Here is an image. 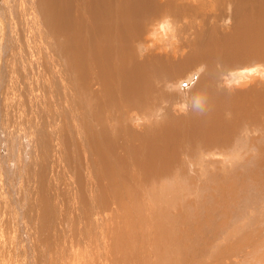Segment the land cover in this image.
<instances>
[{"label": "bare ground", "instance_id": "obj_1", "mask_svg": "<svg viewBox=\"0 0 264 264\" xmlns=\"http://www.w3.org/2000/svg\"><path fill=\"white\" fill-rule=\"evenodd\" d=\"M128 1L126 2L128 3ZM21 2L23 5L27 4L26 10L24 11L23 15L29 14L31 16V20L34 23V25L30 27L29 30H25L27 29V25L25 22H27L26 20L28 19L25 18L24 21L20 17L21 21L23 20L21 26L24 29L21 28L22 36L20 38H22V41L17 43V46L20 49L22 61L24 63L26 61L31 62V60L29 61L27 57L29 56L32 57V55H34L37 57V59H34V61L35 62L38 61V63L40 62L41 64L40 67L43 73H45L43 69L49 67L50 64V69L52 70V73L54 75L55 73L57 75H60V77H58L59 79L55 77L56 80L58 79L57 82H52L49 80V82H46L44 84L46 87L48 86L47 87L48 90L51 88L52 91H56V92L59 91L60 93V95L58 94L59 97L57 100L56 95L54 93H51V91L47 90V92L49 93L48 96L46 97L47 100L45 103L46 107L44 111L46 117H48L49 114H51L52 116H55L57 114L56 117H58V114L61 112V108L62 110L69 109L68 114L70 113V118L72 120L71 124L73 125V127L80 130L78 134H76L75 132L74 134L75 139L72 136L74 141L77 139L76 145H77V149L80 148L79 150L80 157L84 152V150L86 151L90 150V155L95 154L98 157L99 154H102L106 158L105 160L106 162L104 165H102L103 163L102 160L101 161L99 160L101 162V165L97 164L98 166H96L95 168L94 166H92L94 169L93 173L91 172L89 173L88 176L82 177L83 182L84 180H87L86 183L84 182L87 186L86 189H84L85 186L82 185L83 183L81 179L79 183H77L80 177L76 179L77 177L75 178V176L72 175L70 176L69 174L70 177L68 178L69 179L68 180L67 179L68 175L66 177L64 175L65 177L64 182L62 181L63 176L59 177L61 178L60 184L61 182H63L62 196L65 197L68 204L65 202L66 200H64L65 203L64 205H62L60 209L61 212L58 210L57 206L55 207L54 205H52V207L54 208L53 217L55 218L56 221L54 220L55 222L53 221L54 224H52L51 221L52 217L48 216V218L52 226H54L55 223L57 224L58 222L56 228H58V226L61 224V230L63 231L62 232L63 239L62 241L59 240L60 243H58V241L53 243L50 242L51 237L53 238V234H51V232H50L51 235L48 237L45 234V238L43 234L42 235L43 238L41 236L38 237L39 238L38 239L39 241L37 240L38 243L35 242L36 240L34 241L38 245V247L41 248L38 251L44 252L43 255H45V252H47V254L51 256L55 254L57 256V258L55 259V263L57 264H98L97 263L98 257L101 259L100 264H184L185 261H186L185 263H187V261L192 256L187 255L188 246L186 247L185 245L183 246L181 245L185 244L188 235L191 234V230H192L191 223L193 221L192 220L188 221V217L186 214L184 216V221L181 220L180 216L184 214L181 211L178 216L172 217L175 213L171 211L172 207L170 206V203L169 201H167L166 198L160 199L158 197L160 200L157 204L152 203L150 199L157 194L163 195L164 193H169L170 195H173L175 193H179V190L183 188V182L186 180V178L184 179V175L188 176V171L191 170L193 171V169L195 168V166L193 167L191 165L188 166L185 163L186 158L191 159L192 157L197 156L196 150H198L200 147L217 148L219 150L226 151L229 148L232 147L234 148L239 145L240 149H242L243 146V148H245L246 151L244 162L246 163L251 162L252 164L255 165V168L249 169L247 165H244L243 162L239 161V163H236L238 169V178L233 179V183L230 184L228 188H223V189L218 188L217 190V193L220 194V198L223 199L224 201H227L225 203V206L231 205V201H233L234 199L238 200L237 202L238 212L234 215L233 219L230 217L226 219L225 229L227 231L229 230V232L225 233V235L223 233L222 237L224 239L226 237L225 239L226 241L227 237L235 233V231L233 232L232 229L234 228L235 230L236 226L237 229L239 228L241 232L243 230L244 231L243 233L245 234V238H244V234L241 236V233L239 232L240 234L239 235L237 233L238 230L236 229L237 231L235 234L236 235L238 234L237 237L239 236H240L239 238L242 237L239 241H244L247 238L252 237V235H255V239L252 242V247L250 250H247L248 255L247 257H244V261L241 264H244L245 262H248L249 264H264V187L260 189L256 188L259 182L264 183V0H194V1L161 0L162 4L161 6H158L157 9L156 8L154 9L152 8V6H150L147 10L145 9L147 3L146 0L145 4H140L143 5L144 7H142L143 9L136 15V17L135 16L129 17L131 13L130 14L128 13L129 15H127L128 11H126L124 16L119 17V14H122L124 12L121 13L115 11L112 16L109 15L103 16L106 22V30L109 34L108 37L105 36L103 37L102 35L101 39L100 40L98 39L97 53L96 52L92 53L91 55L92 58L90 59L87 58V55L85 57L84 55L81 54H74L71 58L73 60V63L76 64V65L74 64V69L72 68V66L71 69H68L67 67L65 68V64L62 63V60H64L65 58L63 59L61 52H63V55H66L65 53L69 52L72 49L71 44H76L80 40L78 38L79 36H76L75 33V32H79L78 30L79 26L76 27V23L78 20L75 21V24L73 23L74 25L73 27H76L74 28L75 34H73L74 36L73 39L69 40L68 36H63V35L61 36L59 32H53L56 29V27L51 28V26L54 25L51 22L52 20H48L51 17V15L49 18L47 17V13H49L51 10V5L49 0L41 1L42 4H44V6L41 8L44 9L43 10L44 12L41 9L39 12L38 8L34 6V0H31V4L26 0H21ZM76 3H77L76 12H78V10L81 9V12L85 11L86 13H88V11L86 10L87 8L86 2L84 0H78ZM121 4L122 3L120 2H116V7L122 8ZM20 9H18V11H20ZM219 9L228 11L229 15H231V19H228V16H219V17L215 16L214 22L219 23L216 26L215 30L221 32L220 36L221 39L223 40V43H225V38H228L230 40L235 39L237 42L236 46L235 48L231 49V52L229 54H227L225 49L229 50L230 48H228L226 44L222 46L223 49L219 48L218 42L214 40L213 49H215L216 52L215 60L212 61L211 57L208 58L210 60L208 62L204 60H200L195 55V52L197 51L196 49L197 44L196 41L192 39L193 34L191 33V30L194 29L200 30V28H202L203 26V31H206L208 28L205 29V26L208 25L209 27L212 21V16H214L213 13H216V11H218ZM22 11L23 10H21V13ZM221 12L222 14L226 13L223 11ZM67 16L70 17L69 15ZM78 18L83 19V17L80 16ZM67 19L69 21V18ZM88 20H85V22ZM100 21L101 20H99V23ZM222 21H223L224 31H222L221 28ZM105 22L103 23L102 27L105 26ZM198 23H201V25H198ZM57 24L60 25L58 21ZM133 25H135L134 34H132L131 29H128ZM149 26L153 27L155 34H161V36H163V39H167L168 43L172 41L171 36L176 38L175 47L171 49L175 51L174 58L181 65L185 67V71H186L185 75H184V69H182L181 67L178 68L179 71L175 69V71L171 73V77H170L173 82L164 87H161L158 86L159 85L158 83L159 82L168 83L167 79L169 78L170 75L166 73L163 75L158 71L157 67H155L152 68V70H149L145 73H140V79L139 82L137 83L139 86L132 87L130 89L125 88L121 91L120 73L119 72L113 73L110 79H108L107 74H105L106 67L109 66V64H111L112 67L115 68L121 69L123 67V65L120 62L118 64L115 61V59H117L119 55L115 54L114 52L115 49H113L114 47L113 43L117 41L116 39L119 40V38H115L114 33L115 34L117 33L116 35H118L117 37H119L120 36L119 32L121 30L123 31V28L125 27L124 30L126 31V37L128 36L126 38L127 44L124 45L123 48L120 49V51L116 50V52L118 51L119 54L120 52L127 53L128 52L127 50H129V48L131 49L134 48L135 50L140 49L141 46L135 44L134 42L137 41L138 39L143 40L144 33L146 32ZM99 27L101 28V25ZM99 27H98V31L104 29L101 28L99 30ZM229 28H232L231 29L232 33L228 32ZM13 31L15 33V30ZM64 31L65 30L63 28V32ZM98 34L100 33L98 32ZM64 35H66V33H64ZM53 36L59 38L56 39ZM114 38L116 40L115 42H113ZM108 42H111L109 48L111 47L113 51L105 46V44ZM200 42L201 40H198V44H200ZM39 45L42 46L43 49H41ZM87 45L85 51L88 53ZM96 45H95V51L97 47ZM92 46L94 47V45ZM4 47H5V43L3 42L2 48ZM11 47L12 46L10 45H8V47H5L7 49L3 57L4 63L10 62L9 60H10ZM93 47L92 48L89 47V48L93 50ZM24 49L27 50V54H25ZM58 53H60V57ZM165 53L167 54V51ZM217 57H219V59H217ZM102 59H104V62L106 63L105 67L101 65L103 64L102 61H100L101 64L99 63V65H97V62ZM181 61L183 63H181ZM211 62H213V64ZM143 63L144 61L141 63L140 66L141 70H143ZM28 66H30V63ZM32 67H34L33 64ZM29 71L30 70H28V73ZM199 71H203L202 72L203 75L201 74L200 76H198ZM223 74L228 75V78L230 77L232 78L233 76L234 77L233 79H237L238 83L240 82L239 84L242 87L236 92H233L235 91L233 90L235 88L234 87L232 90L230 89L232 93L231 95L230 93L226 94L225 90L227 89V87L221 85L220 82V80L223 79L221 78ZM44 75L46 77V73ZM26 76L28 77V74ZM178 76L183 78L179 79ZM50 77L48 78L51 79L52 77L51 78ZM196 79L197 81H195ZM105 80L109 83V85H111L112 88H107L106 86L103 85L102 82ZM97 81H99V83H97L98 86H96ZM194 81L196 82V84H194L190 89L184 87V89L181 92L179 90H176L175 84H173L174 82L176 83L179 82L177 88H181L184 85L189 86L195 83ZM44 85L42 83V87ZM96 87L98 88L96 89ZM167 88L173 90L174 92L179 91L181 93V95L179 96V99H181L182 101L181 106L184 107L185 103L186 104H189L191 102L194 103L192 110L189 111L191 113L186 114L178 119L176 117H173L172 119V117L169 116L170 118L167 119L165 124H163L160 127L162 129L160 128L157 129L156 127L155 131H151L148 134L149 137L150 135H152L153 132H155L154 133L155 135L149 138L148 140V144H147L148 148L144 145L145 142L142 141V137H141L139 139L140 149L134 150V151L139 150L138 151L139 153L136 152L137 154H140L141 151V156L140 155L137 157L135 156V159H132L131 156L130 159H126L127 157L125 156L126 174L117 173L116 166H113L109 160V152L108 154H106L105 152L107 148V143L109 142V138H108L109 128H111V125L113 123L116 124L115 122L119 121L121 124H123V131L127 132L125 128L127 129V127L130 126L129 128L132 129L131 127L133 125V122L136 120L133 117L137 116L136 114H140V119L143 118L148 119L149 117H153V118L159 117L160 113L162 112L161 111L162 109L159 108L161 103L159 99H156V96L154 97V94H156L157 92L156 90L163 91L164 89L167 90ZM88 91L93 92L91 95L92 96L91 100L93 99L92 101L93 105H91V103L90 105H88L89 104L88 98L86 99V94ZM41 92H43V90ZM36 96L38 99V95ZM84 98L86 99L87 103L84 101ZM154 99L158 101L159 105L156 104L154 105V101H153ZM59 100H62L63 102L62 101L61 102L63 104L58 103ZM153 105L154 108H152ZM133 107H135L138 111H134ZM33 108L35 111L34 105ZM115 109H119V111L118 110L116 111ZM189 109H190V105H189ZM8 110L10 113L11 107H9ZM114 110L116 112H114ZM32 113H36V112H32ZM25 117L26 116H24V118ZM67 118L68 117H66V120H68ZM24 120L27 121L26 119ZM52 120H55V118ZM63 120L62 123H64ZM41 122L42 121L39 120L38 123L41 124ZM157 123L155 124L157 125ZM54 126L55 125H53L52 127ZM62 126L63 124L61 125V127ZM247 126H249L247 134L243 136H239L241 129ZM61 127L59 125L58 128H60L61 130L62 129ZM15 130L17 131V129ZM63 130L65 131L64 128ZM52 132L47 131L48 138L46 139L50 140V138H53L55 136L54 133L52 134ZM132 139L124 140V150L128 151L129 148L131 149V144H130L131 142L129 141H131ZM65 140L67 141V137L65 138ZM71 141L73 142V140ZM65 143L66 142H64V144ZM93 143L97 153L93 152L95 150L91 151L90 147L94 149L93 145L90 146ZM56 144H59V141L58 143L56 141ZM61 144H63V142ZM64 144L62 145V147L64 146ZM69 145L71 148L72 146L71 143H69ZM141 147L144 149L142 150ZM59 148L58 149L55 148V149L59 150ZM77 149L75 150L77 151ZM145 149L147 152H145ZM235 153H237V155L239 156V149H237ZM47 154L48 153L46 151V155ZM73 154L74 153H72V155ZM77 155L79 156V154ZM80 157L79 159H77V161L81 159ZM97 157L96 159L98 160ZM64 158L67 159L66 157ZM239 158L242 159L241 156ZM59 159H62V157ZM93 161L91 160L90 164H92ZM217 161H221V160L217 159ZM3 162H5V160ZM87 162L88 161L86 160V163ZM66 163L68 162L66 161ZM84 163H85V159L82 164ZM225 164H226V160H222V165L224 166V168L222 169V173L224 174V172H226V174L228 175L229 170L225 171L226 169ZM4 165L2 168L8 167L7 163L5 166ZM56 165L58 166V164H55V166ZM75 165H77V163H75ZM80 165L81 164H79V166ZM51 166L53 167V165ZM70 166H71V161H70ZM84 166H87L88 168V163L86 165H83V167ZM72 167L73 166H71V168ZM5 169L6 168L2 169L3 177L1 176L2 179L0 178L1 179L0 188L3 187V184L9 186L7 187V189H4L3 187L2 194H0L1 199L4 198V195L7 194L6 192L10 188L9 173L6 172ZM76 169L77 168H75V171L71 170V172L72 171L75 172V173L73 172V174L75 175H77L76 172L78 171V170L76 171ZM84 171L86 172V173L84 172V174H87L85 167H84ZM98 171L100 177H98L97 175ZM81 172L83 174V170H81ZM46 177L44 181H47L46 179L48 177L47 178ZM230 180L232 179H230V177L228 176L227 181L229 182ZM49 183L50 182H48V184ZM33 184L34 183H32V185ZM73 185H76L78 187ZM13 189L15 188H12V190ZM59 195L61 194L59 193ZM1 196H3V198ZM11 197L12 196H10V199L8 197L9 199L8 201H10L11 206H13V210L7 207L9 206L8 204L6 206L7 208L0 207V228L1 226H4L6 224V227L9 228V230L10 228L12 227L14 228V226L16 227L18 224H20V218L23 216V215L21 216V213L19 211L20 207L18 208V205H16L15 203L16 199L14 200L15 201L14 202L12 200L13 198L11 199ZM120 198H121V202L118 203L117 200L119 201ZM167 205L169 206L166 207ZM29 207L30 206H28V208ZM121 207L122 210H120ZM72 208H76L77 213L74 214L73 212H71L72 210L70 211V209ZM214 208L216 209L215 206ZM32 209H34V207H32ZM119 210L121 211L120 216L118 215L119 218L116 217V219H114L113 217H115V213ZM47 212L49 211L45 210L44 217H46ZM254 213L255 214L257 213L259 217L258 218L254 217L255 216ZM4 214L5 215L11 214L12 220L10 219L11 221H9L8 218L5 219ZM31 215L32 212L29 218L31 217ZM48 215H50V212ZM110 217L112 218L113 221H112V226L109 228V224L107 223L109 222ZM48 218H46V221L48 220ZM35 219L36 218H34L33 220ZM73 219H76V221H74ZM77 220L79 221V224L77 225V233L80 236L77 235L78 239L77 241H74V239L70 240V234L67 230L69 226L73 227L74 222L75 223L78 222ZM42 221L44 225H46V223L49 224L48 221L46 222L44 219ZM87 221H90L92 223L91 224L89 222L91 224V228L88 229V231H86L87 227L85 228ZM236 221L238 222V224L234 226ZM65 223L67 224L66 226L64 225ZM106 224L109 229L106 228L107 227ZM21 226L22 225H20V227ZM26 226L28 225L25 222L23 223L22 228H20L21 230L18 229L19 235L21 236V238L19 236L21 242L18 236L14 238L15 233H13L12 230L10 233V231H8L7 229L9 233L7 232L6 234L8 235H4V239L7 243L6 246L8 249L6 252L5 249L6 246L4 245L5 243L4 241L3 245H1L0 247V264H8L6 260V255L10 256V260L12 259V262H10V264H38L36 259L33 258V256H35L32 252L33 250L30 253L27 250V253L24 255L22 253L23 252L22 249L24 248L23 246L25 240L24 238L25 231L24 233L22 232L23 230H25L24 228ZM32 226H34V224L33 225L31 224V227ZM43 226L42 228L44 229L45 226L44 227ZM168 226L173 227L175 231H173V233L171 234L167 233L169 228ZM215 226H217V224ZM33 228H32V232L35 230V229L33 230ZM42 228H40V230ZM49 228L50 226L48 227V229ZM225 229L223 228L221 231ZM226 230L224 232H226ZM42 231L45 230H41V234L43 233ZM162 231H164L163 234H161ZM14 232L17 231L14 230ZM59 232L60 230L58 231V233ZM66 232L68 233L69 238L67 237V235H65ZM173 234H175L174 237ZM1 235L2 234L0 233V237L3 236ZM114 237H115V241H113ZM16 238H18V241ZM91 238H93V244L90 240ZM31 242L33 241L31 240ZM14 244H16V247L18 246V252ZM247 244L249 243H245V245ZM19 245L21 247H19ZM30 246L32 245H29L28 247ZM91 246L92 247L94 246L93 249L96 247L98 256H93L95 255L93 253L95 249L92 250L93 252L90 251L91 249L90 250L88 249ZM14 247L16 254L15 252L13 253ZM19 248H21V250H19ZM88 250L90 251L91 254L93 253L92 257H90L91 255L89 256L90 253H88ZM126 250L129 251L130 253L127 252ZM194 251L195 250H193V253ZM99 253H101L100 254L101 256H99ZM14 254L16 255V257ZM186 256L187 258L185 259ZM206 257H210V254H208ZM206 257H204V261L206 260Z\"/></svg>", "mask_w": 264, "mask_h": 264}, {"label": "rangeland", "instance_id": "obj_2", "mask_svg": "<svg viewBox=\"0 0 264 264\" xmlns=\"http://www.w3.org/2000/svg\"><path fill=\"white\" fill-rule=\"evenodd\" d=\"M26 1L31 4V0H26ZM41 1L42 0H34V6H36L38 8L39 12H40V9L44 6V4H42ZM77 1L78 0H52V2H53L52 3L51 0H49L50 5H51V10L49 13H47L48 18L51 15V17L48 20H52L51 22L54 24L51 26V28L56 27V29L53 32H59L61 36L62 35L68 36L69 40L73 39V37H74L73 34H75V33H76V36H79L78 38L80 40L76 44H71L72 49L69 52L65 53L66 55H63V52H61L63 59L65 58L64 60H66V61L62 60V63H64L65 68L67 67L68 69H71V66L74 69L75 63H73V60L71 59L74 54H81V55H84L85 57L87 55V58L90 59V58H92V56H91L92 53H95V52L97 53L98 39L100 40L102 35H103V37L104 36L108 37L109 33L106 30V22H105L103 16H105V15L112 16L114 14V12L116 11V12H121V13L124 12V13H122L123 15L119 14V17H122L125 15L126 11H128L127 15H129L131 13L129 15V17H132V16L136 17V15L143 9L142 7H144L143 5H140V4H145V2H146V0H131V1L130 0L129 1L128 0H125V1L124 0H84L86 2V7H87L86 10L88 11V13H86L85 11L81 12V9H79L78 12H76V10H77V7H76L77 3L76 2ZM115 1L122 3L121 4L122 8H117ZM126 1H128V3ZM191 1H194V0H191ZM138 2H139V5H138ZM161 4H162L161 0H147L145 9L147 10L150 6H152V8H154V9L155 8L157 9L158 6H161ZM26 5L27 4L23 5L21 0H0V24H1L0 25V30H1L0 34L2 33L0 35V170H1L0 171V174H1L0 178L2 179V177H3L2 169L6 168L5 171L9 173V179H10V188L6 192L7 194L4 195V198H3V196H1L3 199L0 198V207H5V208L8 207L9 209L13 210V206H11L10 201H8L10 199V196H12L11 199L13 198L12 199L13 201L16 199V202L15 201L14 202L16 203V205H18V208L20 207L19 211L21 213V216L23 215L20 218V224H18L16 227L14 226L15 229L12 227L9 230V228L6 227V224L4 226H1V228H0L1 232L0 233L3 236L1 235L2 237H0V239L1 238H3V239H1V241H0V247H1V245H3V243L5 241L4 235H8V234H6L8 231H10V233H11V230H12V232L15 233L14 238L16 236H18V238H19V236H20L19 230H21L20 228H22L23 223L26 222L28 226H26L24 228L25 230H23V232H22V233H24V231H25V233H24L25 240H24V246H23L24 248L22 249L23 255L27 253V250L29 253L33 250L32 252L35 255V256H33V258L36 259L38 264H49V263L50 264L51 263L57 264V263H55V259L57 258V256L55 254H53L51 256V255L47 254V252H45V255H43L44 252L38 251L41 248L38 247V245L36 243H38V241H39L38 237L41 236L43 238V236H44V238H45V234L47 237L50 236L51 234H53V238L51 237V239H50V242H53V243L57 242V241H58V243H60V241H62V239H63V237H62L63 231L61 230V224L58 226V228H56L58 225V222H57V224L55 223L56 226L55 225L52 226V224H54V222L56 221L55 218L53 217L54 208L52 207V205H54L55 207L57 206L58 210L60 211L62 205H64L65 202L67 203V200L65 199V197L62 196V188H63L62 186H63V182L65 181L64 178L67 175H68L67 179L71 175L75 176V178L77 177L76 179H78L80 177L78 179L77 183H79V181L81 179L82 183H83L82 185L85 186L84 189H86L87 186L85 183L87 180H84V182H85L84 183L82 177L88 176L89 173H91V172L93 173L94 169L92 166H94V168H95L96 166L101 165V162H100L101 160L103 162L102 165H104L106 162L105 161L106 158L102 154H99L101 156V159H100V156L98 154H97L98 157L95 154L90 155V150H87L88 152L86 150H84V152L82 153L83 156L81 155V157H80V153H79L80 148L77 149V145H76L77 139L74 141L75 132H76V134H78L80 132V130L73 127V125L71 124L72 120L70 118V113L68 114L69 109L62 110V108H61V112H60L61 114L60 113L58 114L59 118L56 117L57 114L55 116H52L51 114H49L48 117H46V114L44 111H45V107H46V104H45L46 100H47L46 97L48 96L49 92H47L48 86L46 87L44 84L46 82H49V80L52 82H57V80L59 79L58 77H60V75H57L56 73L54 75L52 73V70L50 69V64L48 63L49 67H47L46 69H43L46 73V77H45V75H44L45 73H43V71L40 67L41 66L40 62L38 63V61H36V62L34 61V59H37V57L34 55H32V57H30V56L27 57V59L29 61L31 60L34 67H32L31 62L26 61L24 63L22 61L20 49L17 46V43L22 41V38H20L22 36L21 28L22 29H24V28L21 26V24H22V21L23 20L25 21V18H27L28 20H26L27 22H25L27 25V29H25V30H29V28L34 25L33 21L31 20V16L29 14L23 15L24 11L26 10ZM17 6H19L21 9ZM115 8H116V10H115ZM18 9H20V11H18ZM21 10H23L22 13H21ZM41 10L43 11L44 9H41ZM132 11H134V12H132ZM221 11L226 12V13L222 14ZM65 14L69 15L70 17H68ZM87 14H88V17H87ZM64 15L66 18L64 17ZM213 15L214 16H212V21H211L209 27H208V25L205 26V29L208 28L206 31H203V26H202V28H200V30H198V29L191 30V33L193 34L192 39H194L196 41V44H197V47H196L197 51L195 52V55L198 59L204 60L207 62L210 61L208 59L210 57H211L212 61L215 60L216 52H215V49H213L214 40H216L218 42L219 48H222V46L224 44H226L228 46V48H230L229 50L225 49L227 54H229L231 52L232 48H235L236 43H237L235 39L230 40L228 38H225V43H223V40L221 39V36H220L221 32H218V30H215L216 26L219 23L214 22V19H215L214 17L215 16H218V17L219 16H228V19H231V15H229V12L219 9L218 11H216V13H213ZM79 16L83 17V19L86 18L85 20H88V19L89 20L85 22V20H83L82 18L81 19L78 18ZM20 17L23 19L22 21H21ZM67 18H69V21ZM76 20H78L76 23V27L79 26V28H78L79 32L74 33V28H76V27H73L74 26L73 23L75 24ZM99 20H101L100 23H99ZM57 21L60 25L57 24ZM70 21H71V24H70ZM10 22H11V24H10ZM104 22H105V26L102 27ZM29 24H32V25H29ZM10 25H11V27H10ZM57 25H58V27H57ZM100 25H101V28L105 29V31H104V29L100 30L101 29L99 27ZM198 25H201V23H198ZM221 25H222L221 26L222 31H224L223 30L224 29L223 21H222ZM62 27L65 30L64 32H63ZM96 27H97V29H96ZM98 27H99V30L102 32L98 31ZM124 28H123V31L121 30L119 32V34H120L119 37H117L118 36V35H116L117 33L116 34L114 33L115 38H119V40L116 39L118 42L115 40V38L113 39V42H115V41L117 42V43L116 42L113 43L114 44L113 49H115L114 52H115V54L119 55L118 58L115 59V61L118 64L120 62L123 65V67L121 69L115 68V67H112L111 64H109V66L106 67V72H105V74H107V76H108V79H110V77L112 76L113 73H117V72L120 73L121 91L125 88L130 89L132 87L139 86L137 83L139 82V79H140V73H145L149 70H152V68H155V67H157L158 71L160 73H162L163 75L165 73L170 75L169 78L167 79L168 83H165V82L164 83H162V82L158 83L159 84L158 86H161V87H164V86L171 84L173 82L170 77H171V73H173L175 71V69H177V71H179L178 68L181 67L182 69H184V75H185V72H186L185 67L183 65H181L174 58L175 51L171 49V48L175 47L176 38L171 36L172 41L170 43H168L167 39H163V36H161V34H155L154 33V29L152 26H149L148 29L146 30V32L144 33L143 40L138 39L137 41L134 42L135 44L141 46L140 49L135 50L134 48H132V49L129 48V50H127L128 51L127 53L120 52V54H119L118 51H117L118 52L117 53L116 50L120 51V49L123 48V46L127 44L126 38L128 36L126 37V31L124 30ZM12 29L15 30V33ZM59 29H60V31H59ZM128 29L132 30V34L135 33V25L129 27ZM231 29L232 28H229L228 32H231ZM11 31H12V34H11ZM16 32H17V34H16ZM50 32H51V30H50ZM98 32L100 34H98ZM64 33H66V35H64ZM10 37H11V39H10ZM53 37H55L56 39L59 38L56 36H53ZM6 38H8L10 40H8ZM14 38H15V40H14ZM95 39H97V40H95ZM11 40H14V41H11ZM17 40H19V41H17ZM198 40H201L200 44H198ZM3 42L5 43V47H8V45L12 46L11 52H10V60H9L10 62H6V63L3 62V57H4V53H5L7 48H5V47H4L5 49L2 48ZM14 42H16V43H14ZM86 42L88 45L86 44ZM110 44H111V42H108L105 44V46L108 47V49H111L113 51V49L111 47L109 48ZM86 45H87L88 53L85 51ZM92 45H94V47ZM95 45L97 46L96 51H95ZM39 47L41 49H43L42 46L39 45ZM89 47H91V48L93 47V50L90 49ZM60 50H61V47H60ZM24 51H25V54H27V50L24 49ZM166 51H167V54L165 53ZM58 54L60 57V53H58ZM15 58H16V60H15ZM217 59H219V57H217ZM100 61H102L103 64H101ZM143 61H144L143 70H141L140 66H141V63ZM182 61H181V63H183ZM216 62H218V61H216ZM29 63H30V66H28ZM99 63L104 67L106 66L104 59L99 60L97 62V65H99ZM211 63L213 64V62H211ZM9 65H11V66H9ZM26 68H27V70H26ZM23 69H25V70H23ZM9 70H10V72H9ZM28 70H30L29 73H28ZM202 72L203 71H199L198 76H200L202 74ZM25 74L26 75L28 74V77ZM50 75L53 79L50 77ZM223 76L221 77L223 79H221L220 82H221V85H223L224 87H227V89L225 90L226 92L224 91L226 94L230 93V95H231L232 94L231 90L234 87L235 88L233 90H235V91H233V92H236L237 90H239L242 87L239 84L240 82L238 83L237 79H233L234 78L233 76H232V78L231 77L228 78V75H224V74H223ZM34 77H35V79H34ZM48 77H50L52 80L49 79ZM55 77L58 79L56 80ZM178 78L180 79L183 77L178 76ZM32 79L34 80V82ZM223 80H224V82H223ZM35 81H37V82H35ZM195 81H197V79ZM231 81H233V82H231ZM41 82L44 85L43 87H42ZM97 83H99V81L96 82V86H98ZM102 83L107 88H112L111 85H109V83L106 80L103 81ZM173 84H175V89L179 90L181 92L184 89V87L187 89H190L194 84H196V82L189 85V86L184 85L181 88H177L179 82L178 83L174 82ZM225 85H228L230 88L228 86H225ZM97 88L98 87H96V89ZM27 90H29V91H27ZM42 90H43V92H41ZM48 91H51V93H54L57 97V100H58V97L60 95L59 91H57V92L52 91L51 88ZM156 91L157 92H156V94H154V97L156 96V99H159V101L161 103L159 108L162 109L161 110L162 112L160 113L159 117H154V118L149 117L148 119L147 118L140 119V114H136L137 116H134V117L131 115L134 119H136L133 122V125L131 127L132 129H130L129 128L130 126H129V127H127V129L125 128V130H127V132L123 131V124H121L119 121H117V122H115L116 124L113 123L111 125V128H109V130H108L109 142L107 143V148H106L105 152H106V154H108V152H109V160L113 166H116L117 173H120V174L125 173L126 174L125 156L127 157L126 159H130V156L132 157V159H135V156L136 157L139 155L141 156V151H140V154H137V153H139L138 152L139 150L134 151V150L140 149L139 139L141 137H142V141L145 142L144 145L148 148L147 144H148L149 138H151L155 135L154 134L155 132H153L152 135H150L148 137V134L151 131H155L156 127H157V129L160 128L163 124H165L166 120L169 119L170 117H172V119H173V117H176L178 119V118H181L182 116H184L186 114L191 113L189 111L192 110L194 103L191 102L189 104H186L184 102L185 106L184 107L181 106L182 101H181V99H179V96L181 95V93L179 91L174 92L173 90H170L168 88H167V90L164 89L163 90L164 92L158 91V90H156ZM92 93H93L92 91H88L86 94V99L88 98V101H89L88 105H90V103H91V105H93L92 104L93 99L91 100ZM36 95H38V99H37ZM166 96H168V97H166ZM169 97H171V98H169ZM36 99H37V101H36ZM44 99H45V101H44ZM86 99L84 98V101L87 103ZM156 99L153 100L154 105L155 104L159 105L158 101ZM61 101L62 100H59L58 103L61 104L63 102V101L62 102ZM33 105L35 107V111H34ZM154 105L152 108H154ZM189 105H190V109H189ZM9 107H11V112H10L11 114L9 113V110H8ZM115 110L119 111V109H115ZM115 110H114V112H116ZM133 110L138 111L135 107H133ZM32 112H36V113H32ZM65 112H67V113H65ZM24 116H26V117L24 118ZM37 117L39 118L40 121H42L41 124L38 123L39 120ZM53 117L55 118V120H52V119H54ZM66 117H68L67 119L69 121L66 120ZM27 118L29 119V121ZM48 118H49V120H48ZM24 119H26L27 121H25ZM30 119H32V120H30ZM62 120L64 123H62ZM52 123H55V124H52ZM155 123H157V125ZM62 124H63V126L61 127ZM134 124H136V125H134ZM53 125H55V126L52 127ZM59 125L62 128L61 130H60V128H58ZM38 126H39V128H38ZM63 128L65 129V131L67 133L63 130ZM15 129H17V131ZM71 129H72V131H71ZM160 129H162V128H160ZM248 129H249V126L241 129L239 136H243V135L247 134ZM47 131L48 132L53 131L52 134L54 133V135L56 137L54 136L55 138L54 137L50 138V140L46 139V138H48L47 137V135H48ZM69 131H70V133H69ZM64 132H65V134H64ZM71 133H73V134H71ZM70 136H71V138H70ZM72 136L74 137V139L72 138ZM66 137H67V141L65 140ZM57 138H59V139H57ZM132 138H135V139H132ZM125 139H128V140L132 139L131 141H129V142H131L130 143L131 149L129 148L128 151L124 150V140ZM71 140H73V142ZM41 141H42V143H41ZM56 141H57V143L59 141V144H56ZM62 142H63V144H64V142H66V143L68 142V143L67 144L65 143L64 146L62 147V145H63V144H61ZM69 143H71V145H72L71 148H70ZM72 143L74 144L75 148L73 147ZM92 145L94 147V143L91 144L90 146H92ZM59 147H61V148H59ZM55 148H57V149L59 148V150L61 149L62 152H61V150L59 151ZM90 148H91V151L95 150L93 152L97 153L95 147H94V149H92V147H90ZM75 149H77L78 153ZM143 149L144 148H142V150ZM237 149H239V156L237 155V153H235V151ZM72 150H73V152H72ZM46 151L48 153L47 155H46ZM58 152H60L61 154ZM63 152H64V154H63ZM145 152H147L146 149H145ZM196 152H197V156H194L191 159L186 158L185 163L188 166L189 165H191L192 167L195 166V168L193 169V171L192 170L188 171V176L184 175V179L186 178V180L183 182V188L179 190V193H175L173 195H170L169 193H164L163 195L157 194V195L153 196L150 199V201L152 203L157 204L161 198H166L167 201H169L170 206L172 207L171 211L173 213H175L172 217L178 216L180 214V211H181L182 213H184L180 216L181 220L184 221V216L186 214L188 217V221L189 220L193 221L191 223V228H192L191 234L188 235L187 241L185 242V244L181 245V246L185 245L186 247L188 246L187 247V250H188L187 255L192 256L187 261V263H185L186 262L185 259L187 258V256H186L184 259L185 262L183 261L184 264H195V263L196 264H200V263L201 264L202 263L203 264L204 263L205 264H213V262H214V264H220V263H222V264H241L244 261V257H247V255H248L247 250H250L252 247V242L255 239V235H252V237L247 238L244 241H239L242 237L239 238L240 236L239 237H237V236H238L239 232L241 233V236H242L244 234L243 233L244 231L242 230V232H241L240 229L239 228L237 229V226H236L235 230H234V228L232 230H233V232L235 231V233L238 230L237 231L238 234L237 235L235 233L231 234L229 237H227V240L225 241L226 237H225V239L222 237L223 233L225 235V233L229 232V230L227 231L225 229V226H226L225 222H226V219L229 217L233 219L234 215L238 212V208H237L238 200L234 199L233 201H231V205L225 206V203L227 201H224L223 199L220 198V194L217 193V190H218V188L219 189L228 188L230 186V184L233 183V179L238 178V169H237L236 163H239V161L243 162L244 165H247L249 167V169L255 168V165L252 164L251 162L250 163L244 162L246 151H245V148H243V146H242V149H240L239 145L234 147V148L233 147L229 148L226 151L225 150H219L217 148L200 147L198 150H196ZM68 153H69V155H68ZM72 153H74L73 154L74 156L72 155ZM77 154H79V156ZM86 154H87V156H86ZM56 155H57V157H56ZM240 156L242 157V159L239 158ZM61 157H62V159H59ZM64 157H66L67 159H65ZM79 157L81 158L80 160H78L79 164H81L80 166H79L78 161H77V159H79ZM96 157L98 158V160L96 159ZM119 157H121V158H119ZM233 157H234V160H233ZM68 158H71V159H68ZM55 159H56V161H55ZM84 159H85V163L82 164L84 162ZM217 159H219L221 161H217ZM4 160L7 163L8 167L2 168L4 164L6 165V163L3 162ZM86 160L88 161L87 162L88 168H87V166H84L86 171H87V174H84L85 171H84L83 165L87 164ZM91 160L95 161V162L94 161L92 162L93 165L90 164ZM222 160H226L225 171L229 170L228 175L226 174V172H224V174L222 173V169L224 168V166L222 165ZM54 161H55V164H58V166L57 165L55 166ZM66 161L68 163H66ZM70 161H71V166H73L72 168L70 166ZM62 163H63V165H62ZM75 163H77V165H75ZM51 165H53V167ZM32 166H33V168H32ZM54 167H55V169H54ZM51 168H52V171H51ZM63 168H64V170H63ZM75 168H77L76 171L78 170L76 172V174L78 176L73 174V172L75 171ZM32 169H34V170H32ZM20 170H21V172H20ZM71 170H74V171L71 172ZM81 170H83V174H82ZM99 171L97 172L98 177H100ZM24 173L26 174V176ZM69 174H70V176H69ZM50 175L52 176V178ZM64 175H65V177H64ZM33 176H34V179H33ZM228 176L230 177V179H232L229 182L227 181ZM45 177L47 178L46 179L47 181H44ZM59 177H62L63 182H61V184H60L61 178H59ZM13 178H14V180H13ZM15 178H16V180H15ZM67 179H66V182H67ZM34 180H35V182H34ZM22 181H24V182H22ZM57 181H58V183H57ZM48 182H50V183L48 184ZM32 183H34V184L32 185ZM87 184H88V182H87ZM20 185H21V187H20ZM8 186L9 185L3 184L4 189H7ZM73 186H76V185H73ZM0 187H1V185H0ZM3 187L0 188V194H2ZM76 187H78V186H76ZM262 187H264V183L259 182L256 188L260 189ZM12 188H15V189H13L14 191L12 190ZM13 192H14V194H13ZM59 193L61 195H59ZM13 195H16V196H13ZM8 197H9V199H8ZM58 197H60V198H58ZM2 200H3V203H2ZM64 200H66V201L64 202ZM117 202L118 203L121 202V198L119 201L117 200ZM7 204L9 206H11L12 208L7 206ZM59 204H60V206H59ZM28 206H30L31 208L30 207L28 208ZM168 206L169 205H167L166 207H168ZM214 206L216 207V209L214 208ZM32 207H34V209H32ZM32 210H34V211H32ZM45 210L49 211L50 215H48L49 212H47L46 217H44ZM120 210H122V207L120 208ZM120 210L115 213V217H113L114 219H116V217L119 218V216L121 214ZM23 211H24V213H23ZM70 211L73 212L74 214L77 213L76 208H72V209H70ZM25 212H26V215H25ZM31 212H32V215L29 218ZM33 213H35V214H33ZM39 213H40V216H39ZM9 215L4 214V218L5 219L8 218V220L11 221L12 215L11 214H9ZM34 215H36V216H34ZM108 215H110V214H108ZM254 215H255L254 217H257V218L259 217V215L257 213L256 214L254 213ZM48 216L52 217L51 218L52 224L50 223ZM32 217L36 218L35 219L36 221L33 220L34 218H32ZM31 218H32V220H31ZM42 218L45 221H46V218H48L47 221L49 224L46 223V225H44ZM24 219H25V221H24ZM40 219H42V220H40ZM109 219L110 220L107 224H109V228H110L112 226L113 220L111 217ZM73 220L76 221V219H73ZM65 221H66V219H65ZM60 222H61V220H60ZM89 222L90 221L86 222V226H85V228L87 227L86 231H88V229L91 228L92 223L90 222L91 223L90 224ZM38 223H39V225H38ZM31 224L32 225L34 224V226L31 227ZM35 224H36V226H35ZM78 224H79V221L76 223L74 222L73 227H71V226L68 227L67 231L70 234V240L74 239V241H77V239H78L77 235H79L77 233V225ZM107 224H106V226H107ZM216 224H217V226H215ZM237 224H238V222L236 221L234 226ZM20 225H22V226L20 227ZM64 225L66 226L67 224L65 223ZM42 226L44 227V229L42 228ZM49 226H50V228L48 229ZM27 227H28V229H27ZM168 227L169 228H168L167 233L171 234V233H173V231H175V229L173 227H171V226H168ZM4 228H5V230H4ZM32 228H33V230L35 229L33 231L35 233L32 232ZM40 228H42L41 230H45V231L47 230L46 233H45V231H42L43 233L41 234ZM106 228L109 229L108 226ZM223 228L226 230V232H224L225 230L221 231ZM7 229H8V231H7ZM14 230L17 232H14ZM48 230H50V231H48ZM59 230H60V232L58 233ZM50 232H51V234H50ZM36 233L38 234V236ZM163 233H164V231H162L161 234H163ZM65 235H67V237L69 238L67 232L65 233ZM174 236H175V234H173V237ZM18 238H16L17 241H18ZM20 238H21V236H20ZM20 238H19V240H20ZM34 238H36V239H34ZM244 238H245V234H244ZM28 239H29V241H28ZM31 240L33 242H31ZM90 240L93 244V238H91ZM231 240H233V241H231ZM113 241H115V237L113 238ZM20 242H21V240H20ZM34 243H35V245H34ZM245 243H249V244L245 245ZM16 244H14L15 247H16ZM18 244H19V242H18ZM4 245L5 246L7 245L6 241H5ZM29 245H32V246L28 247ZM33 245H34V247H33ZM21 246H22V244H21ZM21 246L19 245V247H21ZM15 247L13 248V250H14L13 253L15 252V254H16ZM93 247L91 246L88 248L89 250L91 249L90 251L95 249L94 252L92 251L95 255H93V253L91 254L90 251L88 250V253H90L89 256L91 255L90 257H92V255L98 256V253L96 251V247L94 249H93ZM29 248H30V250H29ZM5 249L7 252V249H8L7 246ZM16 250L18 252V246L16 247ZM19 250H21V248H19ZM193 250H195L194 253H193ZM127 252H129V251H127ZM100 254L101 253H99V256H101ZM208 254H210V257H206ZM129 256H130V254H129ZM8 257H9V259H8ZM15 257H16V255H15ZM204 257H206L205 261H204ZM207 259H208V261H207ZM6 260H7L8 264H10V262H12V259L10 260L9 255H6ZM100 261H101V259L98 257L97 263L100 264L101 263ZM244 264H249V263L245 262Z\"/></svg>", "mask_w": 264, "mask_h": 264}]
</instances>
